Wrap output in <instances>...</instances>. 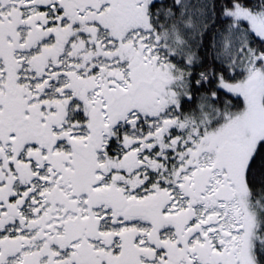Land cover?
Here are the masks:
<instances>
[{
  "label": "snow or ice",
  "instance_id": "6c2138e0",
  "mask_svg": "<svg viewBox=\"0 0 264 264\" xmlns=\"http://www.w3.org/2000/svg\"><path fill=\"white\" fill-rule=\"evenodd\" d=\"M0 264H264V0H0Z\"/></svg>",
  "mask_w": 264,
  "mask_h": 264
}]
</instances>
